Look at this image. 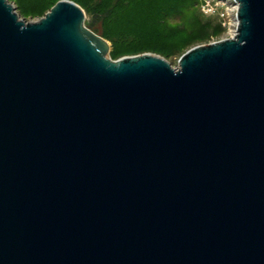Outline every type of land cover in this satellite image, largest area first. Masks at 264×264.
<instances>
[{"label":"water","instance_id":"1","mask_svg":"<svg viewBox=\"0 0 264 264\" xmlns=\"http://www.w3.org/2000/svg\"><path fill=\"white\" fill-rule=\"evenodd\" d=\"M173 67L71 0H0V264H264V0Z\"/></svg>","mask_w":264,"mask_h":264},{"label":"rangeland","instance_id":"2","mask_svg":"<svg viewBox=\"0 0 264 264\" xmlns=\"http://www.w3.org/2000/svg\"><path fill=\"white\" fill-rule=\"evenodd\" d=\"M20 19L35 21L58 0H7ZM84 23L105 38L108 56L151 51L173 67L189 48L228 38L236 32L232 0H71Z\"/></svg>","mask_w":264,"mask_h":264}]
</instances>
